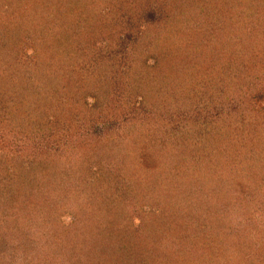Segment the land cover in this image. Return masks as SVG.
Masks as SVG:
<instances>
[{
  "label": "rangeland",
  "instance_id": "374dc122",
  "mask_svg": "<svg viewBox=\"0 0 264 264\" xmlns=\"http://www.w3.org/2000/svg\"><path fill=\"white\" fill-rule=\"evenodd\" d=\"M263 5L0 0V173L50 166L0 186L8 261L264 264Z\"/></svg>",
  "mask_w": 264,
  "mask_h": 264
},
{
  "label": "trees",
  "instance_id": "16d2710c",
  "mask_svg": "<svg viewBox=\"0 0 264 264\" xmlns=\"http://www.w3.org/2000/svg\"><path fill=\"white\" fill-rule=\"evenodd\" d=\"M264 6V5H263ZM46 7H48L49 8V11H47L46 10ZM254 7V9L256 10L257 8L255 7V6H253ZM44 8V9H43ZM43 10V13L45 12V13H47V15L50 17V16H52V18L54 17V16H58V13L57 14H55L56 12H57V10H55L54 8H53V3H52V6H51V4L48 6V4H46L45 3V1L44 2H41V4H40V10H39V12L38 13H35V14H37V15H40L41 14V12H42V10ZM59 17V16H58ZM36 18V17H35ZM58 19V18H57ZM30 20H32V19H30ZM10 65H12L11 63H10ZM9 65V66H10ZM110 65V64H109ZM109 65H107V66H109ZM59 75H57V77H58ZM50 77H56V76H51L50 75ZM20 90H19V97H20V95H22L21 93H23V90H21V86H19L18 87ZM18 88L16 87V90H18ZM25 93V92H24ZM26 94H28V93H25L24 95L26 96ZM41 98H43L44 100L45 99H47V97L46 96H48L49 95V93H48V95L47 94H45V92L43 93H40V94H38ZM50 96V95H49ZM52 97H54V96H50V98H52ZM34 98H36V97H34ZM39 99V98H38ZM31 100H33V98L31 99ZM11 102H13V101H11ZM24 103H29L28 102V100H26V97H24V100H23V102L21 103V102H17V104H18V110H20V115H19V117H25V119L29 122V118H30V115H31V111H30V109L28 108V107H30L29 106V104L27 105V104H24ZM95 127H97V126H95ZM85 146L86 145H82V147L85 149ZM82 147H81V149H77V152L78 153H82L83 151H84V149H82ZM86 149H89V147H87ZM83 150V151H82ZM91 152H87V153H91V154H93L94 152H92V149L90 150ZM64 155V154H63ZM82 157H84V156H82ZM80 159V158H79ZM61 160V157H59V156H56V162H55V164L58 162V161H60ZM81 160L82 161H85V159L84 158H81ZM25 161H27L25 164H26V166H24L25 168H18V171H17V169L16 168H14V167H12L11 168V170H6L5 169V171H3V173H0V186L2 187L1 189H2V191L3 190H5L6 192H4V193H2V198H3V200H5L6 201V199H4V197L6 198V196L8 195L9 196V198H10V200L12 201V203L14 202V200H16V202H17V196H21L22 195V193H24V189L26 188V186H24L23 184L26 182V176H29V177H31V178H33V177H36L37 176V174L40 172V170H46V169H49L50 168V166L49 165H46V164H42L41 165V163L44 161L43 159H40V158H33V157H28V159H26ZM46 161H49V160H46ZM53 161V160H52ZM62 161V160H61ZM61 163L62 162H60L59 164H57V166L58 165H61ZM72 163H74V167L72 168V166H71V169L72 170H75V168L78 166V162L76 163V160H73L72 161ZM81 165H82V167H85L86 165V163L84 162V164H82V163H80ZM14 168V169H13ZM58 169V171H59V178L63 181V179L67 176V174H68V169H67V166H66V164H64L63 165V168L61 167L60 168V166H59V168L58 167H56V170ZM85 169H86V167H85ZM77 171V170H76ZM76 171H73L74 172V174H76V173H78V172H76ZM71 172V171H70ZM72 173V172H71ZM69 177H71V176H69ZM22 179V181H20ZM20 194H19V193ZM19 194V195H18ZM1 211H3V213L5 214V210H1ZM146 212V211H145ZM150 213H151V215H153V212L152 211H149ZM148 212V213H149ZM149 213V214H150ZM23 219V217H21V220L20 221H22V224L23 225H25V221L24 220H22ZM46 224V223H45ZM43 225H44V223H43ZM28 227V225H26L25 227H24V229L22 230V233H27V231H25V228H27ZM39 227L41 228V224L39 225ZM44 226H42V228H43ZM47 227V226H46ZM41 228V229H42ZM1 229V228H0ZM112 229V228H111ZM2 233V232H1ZM20 234V233H19ZM32 233H30V235H31ZM114 236V235H113ZM22 238H24L25 240H23V241H26V243L24 242V246H23V254H24V256L25 257H27L28 256V254H30L33 250L32 249H34V251L33 252H35L36 251V249H35V247L37 246L36 244L34 245L33 243H36V242H34L33 240H35L34 238H32L31 239V237L29 238V237H27V236H24V237H22ZM2 239H4L3 237H0V253H1V255H4V257H2V259H0L1 261H0V263L1 264H3L4 263V261H8V259L9 260H14V259H17L18 260V258L17 257H19V255L17 254V253H12L11 255H9V257H8V254H9V248H7L6 247V244H4V240H2ZM30 239H31V244L29 243L30 242ZM164 240H165V237L163 238ZM43 241V240H42ZM44 243H45V245H46V242L45 241H43ZM76 243V242H75ZM145 243V242H144ZM32 244L34 245V247L33 248H31V246H32ZM51 244V245H50ZM49 247H50V249H49V251H48V253L51 255V258H55L56 259V261H58V262H60V256L62 255V245H60V244H58V243H49V245H48ZM145 249H146V247H145V245H144V249H143V251L145 252ZM35 255L36 256H39V253H35ZM21 259V261H22V258H20ZM32 259L33 260H36V262H35V264H51V263H54L55 261L53 260V259H51V260H49L48 258L46 259V256L42 259V260H40V256L39 257H32ZM11 261H8L7 262V264H14V263H16V262H11ZM23 262H25V261H23ZM26 264H28L27 262H26Z\"/></svg>",
  "mask_w": 264,
  "mask_h": 264
}]
</instances>
